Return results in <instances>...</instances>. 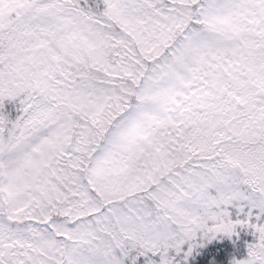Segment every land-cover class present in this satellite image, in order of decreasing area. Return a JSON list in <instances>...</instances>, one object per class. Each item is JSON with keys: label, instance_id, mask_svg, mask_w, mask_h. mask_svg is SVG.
Returning a JSON list of instances; mask_svg holds the SVG:
<instances>
[{"label": "snow or ice", "instance_id": "obj_1", "mask_svg": "<svg viewBox=\"0 0 264 264\" xmlns=\"http://www.w3.org/2000/svg\"><path fill=\"white\" fill-rule=\"evenodd\" d=\"M193 261L264 264V0H0V264Z\"/></svg>", "mask_w": 264, "mask_h": 264}, {"label": "trees", "instance_id": "obj_2", "mask_svg": "<svg viewBox=\"0 0 264 264\" xmlns=\"http://www.w3.org/2000/svg\"><path fill=\"white\" fill-rule=\"evenodd\" d=\"M6 112L9 114L10 119H15L17 115L15 106L6 104ZM238 233L237 236L231 239L224 238V245L229 251L236 254V259H244L246 255V245L252 242L253 237L247 230L238 229ZM192 264H196V261H193Z\"/></svg>", "mask_w": 264, "mask_h": 264}, {"label": "rangeland", "instance_id": "obj_3", "mask_svg": "<svg viewBox=\"0 0 264 264\" xmlns=\"http://www.w3.org/2000/svg\"><path fill=\"white\" fill-rule=\"evenodd\" d=\"M239 236H243V235H239Z\"/></svg>", "mask_w": 264, "mask_h": 264}]
</instances>
